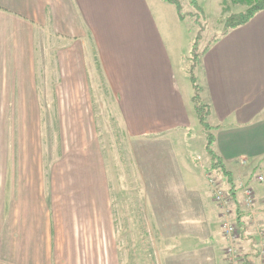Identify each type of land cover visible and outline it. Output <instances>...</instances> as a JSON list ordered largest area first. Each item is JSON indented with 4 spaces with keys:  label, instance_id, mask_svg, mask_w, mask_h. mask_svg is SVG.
<instances>
[{
    "label": "crops",
    "instance_id": "crops-1",
    "mask_svg": "<svg viewBox=\"0 0 264 264\" xmlns=\"http://www.w3.org/2000/svg\"><path fill=\"white\" fill-rule=\"evenodd\" d=\"M165 4L0 0L1 137L9 112L12 122L17 119L19 137L36 135L42 73L36 66L37 41L46 33L61 43L59 49L42 50L52 58L43 72L55 73L59 82L55 89L60 88L61 98L55 104L71 100L91 105L95 51L131 143L153 145L171 136L182 140L192 125L201 132L193 89L188 94L190 80L184 86L178 83L162 37ZM195 76L217 127L213 149L239 184L238 197L242 183L254 189L257 199L263 197L264 184L250 175L264 165V8L211 43L199 57ZM21 84L27 92L16 97ZM19 146L18 160L9 165L0 145V264H118L117 233L122 227L118 230L112 220L116 198L110 195L101 156L93 153L91 160L75 166L63 160L43 163L37 145L30 141ZM141 146L135 155L138 172L125 180L138 190L124 194V264L137 257L145 264L150 252L144 248L150 245L157 264H227L220 210L206 178L211 170L204 143L187 146L194 157L189 160L185 153L179 177L154 169L163 163L171 169L168 154L184 153L182 146ZM173 156L170 160H176ZM8 175L13 178L9 195Z\"/></svg>",
    "mask_w": 264,
    "mask_h": 264
},
{
    "label": "rangeland",
    "instance_id": "rangeland-1",
    "mask_svg": "<svg viewBox=\"0 0 264 264\" xmlns=\"http://www.w3.org/2000/svg\"><path fill=\"white\" fill-rule=\"evenodd\" d=\"M181 1L184 7L183 11L190 12L194 15H188L184 21H179L175 7L166 3L164 5L166 10L161 16H164V20L161 22V30L164 43L172 61H174L178 83L184 86L185 79L189 81L184 73L188 75L187 71L192 63L190 54L196 35L198 33L200 34V52L209 40L218 36L223 28L225 18L230 13L243 10L245 5L234 0H196L200 8H202L201 11L192 7L188 0ZM155 15L156 17L158 16L157 13ZM44 35L37 41L38 56L36 57V66L42 73H38L37 92L41 113L39 119L36 121V135L34 137H19L18 125H16L18 123L17 119L15 118L14 122H12L9 112L6 121L3 123L4 137H1L2 124L0 126V145L3 144L5 147V162H9L8 164L10 165L12 161H17L19 158L17 151L21 147L19 145L28 144L30 141L32 144L38 146V157L43 163L63 160L65 162H72L75 166L76 162L91 160L93 153L101 156L106 166L110 195L116 198L115 203L117 207L114 206L113 208L112 220L117 224L118 230L122 227V230L117 233V257L118 264H124L126 253L124 248L125 234L123 232L125 224L124 194L125 192H137L138 190V186L134 184H125V180L126 176L134 177L138 172L135 161L137 160L136 156L140 154L141 145H144V148L156 146L167 147L168 145H171L173 148L182 146L185 150L184 153L177 151L174 153V156L173 154H168V164H173L171 169L168 170L166 168V163L161 164L159 170L154 169L155 172L163 175L165 172L170 171L172 174L176 173L179 177L180 173L182 174L183 172L181 164L184 162L183 157L185 153H188L189 160L191 157H194L189 152H194V149L188 148L187 146H192L197 143L201 147L204 143L203 148L204 152H206L205 132L202 126V131L200 132L196 129L195 125H192L189 129L190 132L182 137V140L181 138L171 136L167 142H154L153 145L140 142L131 143L124 131L117 105L113 103V98L107 91L105 79L99 68L95 51L92 56L94 72L90 73L91 88H89V96L91 105H84L82 103L78 105L71 100H68L69 104L61 105L57 104V102L55 104V101L57 99L60 101L61 98L60 88L55 89L56 84H59V82L56 80L57 76L55 73L43 72L46 62L48 61L50 64L52 58L47 55L48 52L44 53L42 50L45 48L48 49L47 47L59 49L61 43L52 42L51 36L48 33ZM51 42L52 45H50ZM27 89L24 84H21V87L15 90L16 97H24L23 95L27 92ZM191 89L193 88L190 84L188 86L189 95L191 94ZM19 107L21 106L8 105L7 108L18 109ZM0 111H2V107ZM12 123H14L13 126ZM208 123L212 125L210 118L208 119ZM170 156H173L176 160H170ZM263 166V163H261L260 168L251 173V179L255 180L256 175L259 173L264 175L261 172V169L264 170ZM206 178L214 179L225 190L227 181L221 173L209 171L206 173ZM12 180V176L8 175V195L11 191ZM238 185L236 184V187ZM256 206L258 209L264 206V196L258 199L256 198ZM137 236L139 237V234ZM243 244L244 246L242 245L241 248L245 251L248 249V242L244 241ZM146 247L144 251H149L150 255L145 264H157V259L155 255L153 256L154 248L151 245L149 248ZM137 260H134L133 264H139V257H137Z\"/></svg>",
    "mask_w": 264,
    "mask_h": 264
},
{
    "label": "trees",
    "instance_id": "trees-1",
    "mask_svg": "<svg viewBox=\"0 0 264 264\" xmlns=\"http://www.w3.org/2000/svg\"><path fill=\"white\" fill-rule=\"evenodd\" d=\"M163 1L175 7L177 16L180 21H184L186 16L188 15L191 16L194 15L190 12L183 11L184 7L181 0H163ZM234 1H237L238 3H243L245 5V8L239 12L230 13L225 18L223 23V28L218 34V36L209 40V42H207V44L203 47V49L200 52H199L200 34L198 33L196 35L195 40L192 43V50L190 54L192 63L187 73L189 76L191 86L193 88V96L191 100L197 115V119L200 125L202 126L206 136L205 150L210 160L209 169L211 171H216V173L217 172L221 173L226 178L227 185L225 186V191L233 198V205L235 209H239L240 199L237 195L238 189L236 188V184L233 182L232 175L226 169L221 157L217 155L213 149V142H214L213 130L216 129L217 127L212 126L208 123L211 109L210 106L207 103H205L202 99L201 96L202 87L198 84L197 77L194 74L201 53H203L205 49H207L211 45V43H213L219 36H223L224 34H226L231 29H234L236 27L248 23L258 11L264 8V0H234ZM188 2L192 7L202 11V8H200L196 0H188ZM238 224L243 228V234L241 237L242 242L244 240L248 242L247 250L244 251L242 248H240V252L244 254L243 257L245 258V261L242 264H251V259L249 258V255L255 257V249H256L255 242L253 240L254 238L248 234L249 225L246 223L245 218L243 217L238 218Z\"/></svg>",
    "mask_w": 264,
    "mask_h": 264
},
{
    "label": "built area",
    "instance_id": "built-area-1",
    "mask_svg": "<svg viewBox=\"0 0 264 264\" xmlns=\"http://www.w3.org/2000/svg\"><path fill=\"white\" fill-rule=\"evenodd\" d=\"M211 195L220 210L221 232L226 241L225 256L227 264H242L245 261L240 252L239 242L243 234V228L238 224V218H245L249 225L248 234L255 242V257L250 256L251 264H264V206L260 209L256 206V193L246 183L240 184L239 209H235L233 198L226 193L221 185L212 178H207ZM255 182L264 183V175L258 174Z\"/></svg>",
    "mask_w": 264,
    "mask_h": 264
}]
</instances>
